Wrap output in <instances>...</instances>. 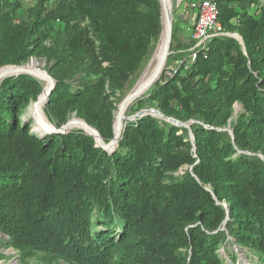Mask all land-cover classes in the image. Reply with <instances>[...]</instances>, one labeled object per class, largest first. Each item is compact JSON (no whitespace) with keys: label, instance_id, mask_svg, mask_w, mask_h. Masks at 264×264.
Masks as SVG:
<instances>
[{"label":"trees","instance_id":"obj_1","mask_svg":"<svg viewBox=\"0 0 264 264\" xmlns=\"http://www.w3.org/2000/svg\"><path fill=\"white\" fill-rule=\"evenodd\" d=\"M214 2L221 29L243 44L214 37L193 61L191 51L170 54L147 90L157 113L189 129L146 115L127 122L109 152L81 129L31 132L19 112L39 98L40 81L17 75L0 84V233L20 264H238L230 246L264 264V160L256 155L264 158V0ZM57 19L58 44L42 50L46 57L100 73L86 59L97 49L123 90L160 35L161 5L37 0L24 10L0 0V66L30 58ZM176 32L173 24L171 44ZM102 85L57 82L39 114L59 129L76 111L108 145L112 115L94 110ZM235 104L242 114L230 135L221 127Z\"/></svg>","mask_w":264,"mask_h":264},{"label":"rangeland","instance_id":"obj_2","mask_svg":"<svg viewBox=\"0 0 264 264\" xmlns=\"http://www.w3.org/2000/svg\"><path fill=\"white\" fill-rule=\"evenodd\" d=\"M160 1L161 0H159V2ZM192 1L193 0H190V2H188L185 0L182 2V0H170L172 23L176 24L177 32L174 43L171 44L170 42L169 49L165 57V61L163 63L164 67L165 64L167 63L170 54L173 55L176 53L179 54L185 51L186 52L191 51L190 46L192 45V30L190 28L193 21L190 22V20L192 19V16H194V12L187 6V4H190ZM18 2L20 3L22 9L26 10L34 6L37 3V0H18ZM162 10L163 7L161 6V18L163 17ZM179 16H183V19L179 20ZM185 17H187L190 23H187L185 21ZM18 18L20 20L22 16ZM61 28H62L61 22L57 19L53 25H51L49 28L46 29L48 39H46L39 47H35V48L33 47L34 53L30 58H28L25 62L16 66H0V72L8 68H22V67L24 68L25 66L31 67L43 72L47 76L48 81L50 82L49 84L50 86L51 83L55 85L57 82H63L71 85L73 88H80L83 86H94L98 82L103 80L102 89H100L96 94V103H95L96 105L94 107V110L101 108L111 113L113 119L112 121L113 130L115 128L116 123L119 122V130L117 132L118 137L120 136L127 122H132L137 118L148 115L149 113L157 117L156 116L157 112L153 111V108L150 106L149 102L147 101L148 98L147 90L149 86L146 87L140 94L133 96L132 98L130 97L136 85L141 81L147 79L148 75L145 74L146 70L151 64L161 42L162 19H161L160 35L156 40L152 42V46L147 55V58L144 60V62L142 63V65L140 66L139 70L136 73L135 82L127 85L123 90L119 89V87L116 85L114 81L113 76H111L106 71L108 64L106 63L105 58L103 57L101 52L98 51L97 49H95L96 52H94L91 57H86V59L92 60L95 63H100L101 65L100 73L82 72L78 67L79 64L76 63L77 60H68V61L60 62L56 59L47 58L42 50L44 48L53 47L58 44L55 40ZM217 32L218 33L215 35V37H234L241 45L243 44L242 40L236 34L226 33L223 30ZM171 46L173 50L172 52H170ZM81 58L82 57H80L79 60ZM187 62H191L190 59H188ZM176 65H178L177 62L170 65V72H172L175 69ZM17 75L32 76L31 73L28 71H19L1 77L0 84L4 80ZM169 75L170 74H168V76ZM34 78L40 81V86H41V94L39 95L40 98L45 92V87L48 82L47 80L45 81L38 77H34ZM140 96L143 97L139 99ZM38 99L36 101L32 100L29 102V104L22 106L19 112V122L28 125L31 132L43 134L46 132H53L54 130H60L63 126L66 125L68 131L73 129H81L88 133L86 127H90V126L85 121L77 117L76 111H72L69 113L66 120L63 122V124L59 129L55 128L56 123L54 124L53 122H50L45 117H44L45 119H43L44 122L37 119L33 112V109H34V104L38 101ZM127 100L128 102L126 104V108L123 111L124 102ZM142 100L145 101L142 103ZM42 113H43V109H42ZM240 114H242L241 106L239 104L233 105L231 109V116L227 120L226 124H222L221 130H224L231 135L232 127L238 123L239 121L238 117ZM182 124L189 129L188 123H182ZM219 124L220 123L216 122L213 125V127H216ZM256 155L264 160L261 154L257 153ZM185 169L186 167L177 171L175 175L182 174ZM229 249L230 251H234L235 253H237L239 259L238 264H252L251 262L247 261V259L243 256V253L239 249L236 250L235 247L233 246H230ZM220 253L224 254V249L221 248ZM0 255L3 257L2 260L0 261V264H20V252L18 250H15L13 247L9 246L6 236L1 233H0ZM224 257L226 259L228 258L227 255H225ZM31 262L35 263L34 260H31Z\"/></svg>","mask_w":264,"mask_h":264},{"label":"bare ground","instance_id":"obj_3","mask_svg":"<svg viewBox=\"0 0 264 264\" xmlns=\"http://www.w3.org/2000/svg\"><path fill=\"white\" fill-rule=\"evenodd\" d=\"M161 4H162V7H163V17L161 18L162 19V37H161V42H160V45L155 53V56L151 62V64L149 65V67L147 68L146 70V73L148 76H147V79L141 81L140 83H138L136 85V87L134 88V90L132 91L131 93V96L133 97V95H136L138 94L140 91L144 90L146 87H148L152 81H154L162 67H163V64H162V58H163V55H164V47H165V44H166V40H167V25H168V22H169V14H171V20H172V12H171V8H170V0H161ZM19 71H28L30 73H32L35 77H38L40 79H43V80H47V85L45 87V92H47L49 90V84L50 82L48 81V78L47 76L39 71V70H36L34 68H31V67H22V68H8V69H4L2 72H0V78L5 76V75H9L11 73H16V72H19ZM42 105H40L38 108H34L33 109V112L36 116L37 119H39L40 121H43V118L40 116L39 114V108L41 107ZM126 108V104L123 106V111L125 110ZM124 113V112H123ZM119 130V122L116 123L115 125V128H114V131L118 132Z\"/></svg>","mask_w":264,"mask_h":264},{"label":"built area","instance_id":"obj_4","mask_svg":"<svg viewBox=\"0 0 264 264\" xmlns=\"http://www.w3.org/2000/svg\"><path fill=\"white\" fill-rule=\"evenodd\" d=\"M190 9L194 12L191 48V61L196 57V51L205 49L212 38L221 31L218 23V9L214 0H199L191 3Z\"/></svg>","mask_w":264,"mask_h":264},{"label":"water","instance_id":"obj_5","mask_svg":"<svg viewBox=\"0 0 264 264\" xmlns=\"http://www.w3.org/2000/svg\"><path fill=\"white\" fill-rule=\"evenodd\" d=\"M161 6H162V4H161ZM169 16H170L169 17V22H168V25H167V40H166V44H165V47H164V55H163V58H162V64L165 61V57L167 55V52H168V49H169V45H170V42H171L173 23H172V20L170 19L171 18V14H169ZM182 19H183V16H179V20H182ZM31 75L34 76L32 73H31ZM152 83H153V81H152ZM150 85H149V87H150ZM53 87H54V85L51 83V86H49V90L47 92H44L43 95L34 104V108L35 109L38 108L40 105L43 106L46 103L47 98H48V96H49V94H50V92H51ZM142 91H140L138 94H140ZM138 94H136V95H138ZM136 95H133V96H136ZM130 98H132V96ZM128 100L124 102V105L127 104ZM153 111L155 112L154 109H153ZM148 115H151V116L155 117L154 115H152L150 113ZM156 116H157L156 118L165 120L168 123L174 124V125L179 126V127L186 128L185 125H183L182 123H179V122H177V121H175L173 119H170V118H166V117H164L163 115H161L159 113H157ZM86 129H87L88 133L95 138L97 145L103 147L104 149L108 150L109 152L111 150H113V148H114V146H115V144H116V142L118 140V135L116 134V132L114 130H113V139H112V141L108 145H104L102 140H101V138L98 136L97 132L93 128L86 127ZM66 131H67V126L65 125L60 130H54L53 133H64ZM191 141H193L192 136H191Z\"/></svg>","mask_w":264,"mask_h":264},{"label":"crops","instance_id":"obj_6","mask_svg":"<svg viewBox=\"0 0 264 264\" xmlns=\"http://www.w3.org/2000/svg\"><path fill=\"white\" fill-rule=\"evenodd\" d=\"M194 18H195V17L192 16V19L190 20V22H192V21L194 22ZM185 21H186L187 23H190L189 20L187 19V17H185ZM192 24H193V23H192Z\"/></svg>","mask_w":264,"mask_h":264}]
</instances>
